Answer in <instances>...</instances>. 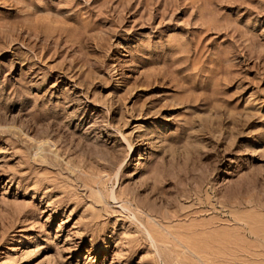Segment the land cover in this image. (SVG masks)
I'll return each instance as SVG.
<instances>
[{
    "label": "rangeland",
    "instance_id": "374dc122",
    "mask_svg": "<svg viewBox=\"0 0 264 264\" xmlns=\"http://www.w3.org/2000/svg\"><path fill=\"white\" fill-rule=\"evenodd\" d=\"M0 264H264V0H0Z\"/></svg>",
    "mask_w": 264,
    "mask_h": 264
}]
</instances>
